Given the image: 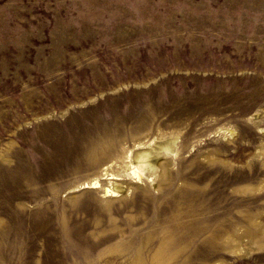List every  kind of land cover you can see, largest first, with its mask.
<instances>
[{"label": "rangeland", "instance_id": "obj_1", "mask_svg": "<svg viewBox=\"0 0 264 264\" xmlns=\"http://www.w3.org/2000/svg\"><path fill=\"white\" fill-rule=\"evenodd\" d=\"M0 264H264V0H0Z\"/></svg>", "mask_w": 264, "mask_h": 264}, {"label": "bare ground", "instance_id": "obj_2", "mask_svg": "<svg viewBox=\"0 0 264 264\" xmlns=\"http://www.w3.org/2000/svg\"><path fill=\"white\" fill-rule=\"evenodd\" d=\"M172 140H174V139H172ZM169 141H168V143H165L163 141L164 144L161 142H160V144L158 143V146L155 147L154 151H152V149H151V150H148L147 152H144V151L134 152L132 160L135 164L132 166L131 172L136 176L143 177V175H141V171L139 170V167L141 165H143L145 162H151L152 158L156 155L157 150H160V149L172 150L173 141H171V142H169ZM98 186H99V182L97 179H94L90 182V187H98ZM105 191H106V195L114 194V192L111 191L109 188H106Z\"/></svg>", "mask_w": 264, "mask_h": 264}]
</instances>
